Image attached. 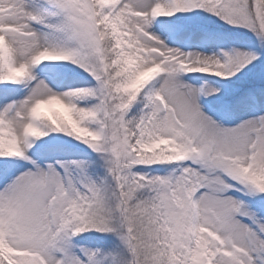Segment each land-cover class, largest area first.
<instances>
[{
	"label": "snow or ice",
	"instance_id": "obj_1",
	"mask_svg": "<svg viewBox=\"0 0 264 264\" xmlns=\"http://www.w3.org/2000/svg\"><path fill=\"white\" fill-rule=\"evenodd\" d=\"M0 264H264V0H0Z\"/></svg>",
	"mask_w": 264,
	"mask_h": 264
}]
</instances>
